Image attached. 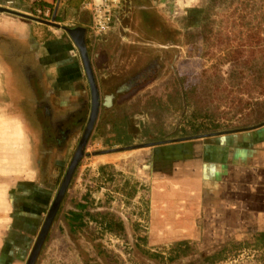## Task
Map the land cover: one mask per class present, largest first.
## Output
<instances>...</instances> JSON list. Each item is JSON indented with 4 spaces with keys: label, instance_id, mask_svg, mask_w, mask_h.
I'll return each mask as SVG.
<instances>
[{
    "label": "rangeland",
    "instance_id": "rangeland-1",
    "mask_svg": "<svg viewBox=\"0 0 264 264\" xmlns=\"http://www.w3.org/2000/svg\"><path fill=\"white\" fill-rule=\"evenodd\" d=\"M138 4L132 3L137 15L143 13ZM143 5L147 11L146 17L135 19V14L131 12L130 16L121 19L119 10L118 28L108 30L94 41L90 28L88 25L86 27L85 46L97 86L98 101L107 95L110 100L105 108L98 109L76 169L84 163L93 164L99 154L109 151H120L123 155L128 151L121 147L127 145L134 151L149 150L148 142L156 144L166 140L198 139L196 136L204 133L202 136L205 137L199 138L203 141L208 137L205 134L209 129L197 130L190 124L192 121L209 126L216 122L218 130L253 127L264 121V0H144ZM58 13L56 19L64 22L61 25H67L73 16L68 11ZM26 23L30 29L33 28L32 21L26 20ZM36 28L40 30L41 27ZM37 29L23 33L27 39L36 37L38 32L48 34ZM62 34L69 40L64 31H56L54 37L62 38ZM0 41V61L4 69V73L0 71V102L10 104L15 98L13 96H16L15 101H20L17 109H22L25 114H37L24 116V119L28 123L39 120L41 127L35 129L31 125L28 135L37 174L47 181L51 192L55 193L82 134L89 100L85 76L82 75L81 83L37 86L31 93L25 79L28 71L23 66H37L38 62L35 64L31 51L19 46V36L8 33L0 37ZM70 45L73 52H60L57 59H65L69 55L68 61H80L77 48L72 43ZM152 61L155 62L154 71L129 85V79ZM34 66L31 67L35 70ZM52 75H56V69ZM3 81L7 82V91L3 89ZM36 103L41 107L34 112ZM48 103L51 117L44 116L41 110ZM57 126L69 129L66 139L60 142L53 139L59 129ZM118 129L132 136L126 144H115L114 132ZM219 153L220 149L214 150L212 156L216 159ZM148 158L145 151L138 156L128 155L122 160L126 164L133 161L144 172L155 175L157 167ZM212 160L203 162L202 170H205L204 166L211 168ZM215 173L218 177L221 173L224 175L225 170ZM204 187L199 190L197 196L200 198L197 201H178L177 208L184 209L177 215L182 223L186 222L189 226L172 228L184 233L182 236L197 245L198 255L213 250L223 241L239 239L246 231L264 227V218L260 220L257 212L252 209L245 213L231 210L225 198L208 192ZM203 189H207L204 194ZM215 189L228 190L225 185L220 188L216 186ZM145 191H149V185ZM234 193L236 196L237 189ZM51 201L47 200L36 229L32 230L22 264ZM170 204L173 207L174 204ZM132 218L150 227L149 215L139 216L134 212ZM52 225L33 264H84L86 258L102 261L95 256L94 242L83 236L72 238L58 232ZM127 235L133 240L135 236L140 238L141 233L128 224ZM99 243L108 252L116 253L115 248L122 249V243L114 241L112 237L102 238ZM133 254L143 264H155L141 256L135 248ZM120 256L125 260L128 257L123 251ZM213 264H258L257 252L242 248Z\"/></svg>",
    "mask_w": 264,
    "mask_h": 264
},
{
    "label": "crops",
    "instance_id": "crops-1",
    "mask_svg": "<svg viewBox=\"0 0 264 264\" xmlns=\"http://www.w3.org/2000/svg\"><path fill=\"white\" fill-rule=\"evenodd\" d=\"M7 1L12 2L11 6L6 5ZM83 1L58 0L56 7H52V15L54 14L53 22L59 26L83 28L85 45L86 27L90 26V15L81 8ZM0 6L21 13L28 12L30 8L25 0H0ZM61 10L64 13L68 11L73 15L70 20L66 18V23L67 20L69 21L67 25H61L64 22L56 19ZM131 10L135 14V19L142 18L141 12L137 15L135 9ZM144 12L147 11L143 9ZM129 14L128 16H130ZM26 20L34 23L33 28L28 27ZM37 26L41 27L40 30L36 28ZM117 28L118 24H114L111 30ZM36 29L37 31H46L48 34L43 35L38 32L36 37L29 39L25 37L23 31H36ZM56 31L64 30L30 18L0 11V37H5L8 33L19 36L21 41L18 42L19 46H22L23 50L31 51L36 61L35 64L38 62L37 66L31 65L36 67L35 70L30 65L24 64L23 66L28 71L25 79L31 93L37 86L55 83H81L80 79L84 75L81 61L74 59L68 61L69 55L65 59H57L60 52L72 53L70 44H74L65 31L69 40L64 37V34L61 35L63 39L60 36L55 38ZM89 63L92 67L91 62ZM2 65L0 61V71L4 73ZM54 69H56L55 76L52 75ZM2 84L4 85L3 89L7 91V82L3 81ZM15 84L18 85L17 82ZM18 90L16 89V91ZM13 97L16 98V96ZM15 98L10 104L0 102V264H22L21 260L27 251L26 246L32 230L36 229L39 215L45 209L47 200L50 201L54 195L47 181L37 174V165L28 135L31 125L35 126V129L41 125L28 123L24 119V116L35 113L25 114L22 109H17L16 105L20 104V101L16 102ZM46 105L50 108L49 103ZM207 134L208 137L203 138V141L199 138L205 136L198 137V139L166 140L156 144H147L150 147L149 150L134 151V148H127L126 152H128L122 153L123 155L120 151H109L99 154L93 164L88 162L78 166L67 193L60 203V212L56 220L52 222V226L58 232L69 235L61 213L65 210H75L73 202L75 203L79 199L75 200L73 197H79L81 193L88 191L94 207L92 209L112 210L119 215L123 220L125 235H127L128 224L131 225V221L134 220L133 213L142 209L145 198L146 214L149 215L151 221L150 230L147 228V244L165 245L173 239L184 237L182 236L184 233L172 228L182 227V225L189 226L185 221L182 223L179 214L177 215L184 209L183 207L177 208L178 201L181 199L182 202L197 201L200 198L197 196L198 192L204 187V184L208 192L217 193L223 199L225 198L231 210L237 209V212L245 213L246 210L252 209L257 212V217L261 220L262 217L264 218V123L237 130L216 129L205 135ZM219 149L221 153L215 159L212 152ZM145 151L152 164L157 167L155 175L144 172V169L138 168V165L133 164V161L126 164L122 160L128 155L138 156ZM212 158L214 160H212L211 168L204 166L205 170H202L203 162L206 163ZM236 158L237 160H235ZM108 163L111 164L113 172H110L109 180L106 182L104 177L98 174L96 168L98 164ZM85 170L89 172L83 175ZM219 170H225V174L221 173L222 175L217 177L215 172ZM132 179L137 180L135 192L128 197L124 196L122 189L127 191L128 183L131 184ZM123 184H125V188L122 187ZM147 185H149V191L146 192ZM224 185L228 188L227 191L215 189L216 186L220 188ZM207 189H203L202 194ZM235 189H237L236 196L234 195ZM170 202L174 204L173 207ZM231 205L235 206L231 207ZM255 229L264 230V227ZM108 237H112L116 242H121L112 234L105 235L103 238ZM127 238L130 239L129 236ZM99 242H102V239H99ZM117 249L115 248L114 251L121 255L122 249Z\"/></svg>",
    "mask_w": 264,
    "mask_h": 264
},
{
    "label": "trees",
    "instance_id": "trees-1",
    "mask_svg": "<svg viewBox=\"0 0 264 264\" xmlns=\"http://www.w3.org/2000/svg\"><path fill=\"white\" fill-rule=\"evenodd\" d=\"M190 124L197 130L209 129V131H213L218 128V124L216 122L210 124V126L200 121L196 123L192 121ZM209 131L207 130L206 132ZM125 132L126 131L123 129L115 130V144H126L131 139V136ZM96 169L98 174L103 176L106 182L109 180L110 172H113L110 163L98 164ZM75 170L72 174V177L75 173ZM88 172V170H85L83 175ZM71 179L64 191L62 199L67 193ZM128 184L127 191L122 189L123 195L127 197L135 192L137 180L132 179L131 184ZM122 187L125 188V184H123ZM73 198L75 200L79 199L75 203L73 202L75 210H65L63 213H61L62 220L67 226V232L72 238L83 236L88 241L94 242V247L96 248L95 256L102 259V261H96L95 259L86 258L83 261L84 264H138V262L143 264V261L136 260L137 258L133 254V248H135L139 254H141V256L155 264H213L214 262L226 259L227 256L236 253V251H239L242 248H251L257 252L258 264H264L263 229H253L252 231H246L242 233L239 239L231 238L228 241H223L220 246L214 248L213 250L198 255L196 247L197 245H195L193 241L187 239V237L173 239L165 245L147 244L148 229L142 222L138 220H132L131 225L133 230L141 233V236L140 238L135 236L133 240H130L127 238V235H125L122 222L123 220L119 215L114 213L112 210L92 209L94 207L91 203V196L88 191L81 193L79 197L75 196ZM144 200L145 202L142 209L137 210L139 216H145L146 214V199L144 198ZM60 203L51 221V224L56 220L57 215L60 212ZM108 234H112V236L121 240L122 251L128 256L126 260L119 254L113 253L112 251L108 252L106 248L101 246L99 239H102Z\"/></svg>",
    "mask_w": 264,
    "mask_h": 264
},
{
    "label": "water",
    "instance_id": "water-1",
    "mask_svg": "<svg viewBox=\"0 0 264 264\" xmlns=\"http://www.w3.org/2000/svg\"><path fill=\"white\" fill-rule=\"evenodd\" d=\"M58 0H56V4L57 5ZM56 7V6H55ZM0 11H4V12H8L10 14H14V15H18L21 17H26V18H30L42 23H46L48 25H53L56 27H60L62 30H64L67 35L70 37V39L72 40L73 44L75 45V47L77 48L78 54H79V58L81 61V65H82V70L84 72L85 75V79L88 85V90H89V95H90V108H89V113H88V117H87V121H86V125L82 131V134L77 142L76 148L73 152V154L70 157V160L68 162V165L66 166L61 181L53 195L52 201L47 209L46 215L41 223L40 229L38 231V234L35 238V241L31 247V250L26 258V261L24 264H33L37 254L40 250L41 244L47 234V231L50 227L51 221L55 215V212L59 206V203L62 199V196L64 194L65 189L67 188V185L72 177V174L79 162V159L81 158L82 154H83V148L84 145L87 141V138L91 132L92 129V125L93 122L95 120L96 117V110H97V105H99V101H98V91H97V86L94 82V78H93V73H92V69L90 67V63H89V58H88V54L84 45V36H83V28H79V27H65V26H59V24L54 23L53 19H54V14L51 17V21H45V20H41L35 17H32L26 13H21L15 10H11L5 7H1L0 6ZM108 98V96H105L104 99L106 100ZM103 105V103H102ZM263 122L257 124V125H261L263 124ZM254 125V126H257ZM204 135V134H202ZM202 135H197L196 137H202ZM189 136H185L184 138H187ZM147 144H153L151 142H148ZM131 146L127 145L126 147H121L122 150H126L127 148H130ZM113 150H116L114 148H110Z\"/></svg>",
    "mask_w": 264,
    "mask_h": 264
},
{
    "label": "built area",
    "instance_id": "built-area-1",
    "mask_svg": "<svg viewBox=\"0 0 264 264\" xmlns=\"http://www.w3.org/2000/svg\"><path fill=\"white\" fill-rule=\"evenodd\" d=\"M30 8L28 15L51 21L52 7L55 6L56 0H25ZM11 1H7L6 5H11ZM120 0H84L81 8L86 10L90 15V35L93 41L104 35L112 28L114 24H118Z\"/></svg>",
    "mask_w": 264,
    "mask_h": 264
},
{
    "label": "flooded vegetation",
    "instance_id": "flooded-vegetation-1",
    "mask_svg": "<svg viewBox=\"0 0 264 264\" xmlns=\"http://www.w3.org/2000/svg\"><path fill=\"white\" fill-rule=\"evenodd\" d=\"M143 1L144 0H121V3H120V18L122 19L123 17H127L129 12H131L133 9L132 8V3L133 2H137L139 3L138 7H141L142 9H144V5H143ZM142 5V6H141ZM134 10V9H133ZM146 12L142 13V17H146L145 16ZM120 20V19H119ZM123 27H121L122 29ZM154 63L152 61V63H148L147 65L143 66L138 72H136L128 81V84L131 85V84H134L138 81H140L141 79L145 78L147 75H149L151 72L154 71ZM108 96V95H107ZM105 96L102 97L101 101H99V106H98V109H103L106 107V105L108 104V101L110 100V96H108V98L105 100L104 99ZM103 103V105H102ZM41 106L39 104L36 103V107H35V111H37L38 108H40ZM89 108H90V95H89V100H88V110H87V114H86V118L84 120V123L82 125V131L86 125V121H87V117H88V113H89ZM43 109L42 111V114L46 117H51L52 114L49 110V108L47 107V105H44L43 108H41V110ZM78 110V109H77ZM80 111V109L78 110ZM78 113V112H77ZM37 114H34V116H36ZM36 123L37 124H40L39 123V120L35 119ZM39 126V125H38ZM58 127V126H57ZM61 127V126H60ZM60 127H58V131L56 132V136L53 137L54 141L55 142H60L61 140H65L67 135H68V128H65V129H61ZM40 128V126H39ZM127 132V131H126ZM125 132V133H126ZM127 134V133H126ZM129 134V133H128ZM130 135V134H129ZM132 138V136H131Z\"/></svg>",
    "mask_w": 264,
    "mask_h": 264
},
{
    "label": "bare ground",
    "instance_id": "bare-ground-1",
    "mask_svg": "<svg viewBox=\"0 0 264 264\" xmlns=\"http://www.w3.org/2000/svg\"><path fill=\"white\" fill-rule=\"evenodd\" d=\"M98 106H99V105H97V110H96V113L98 112ZM96 115H97V114H96Z\"/></svg>",
    "mask_w": 264,
    "mask_h": 264
}]
</instances>
